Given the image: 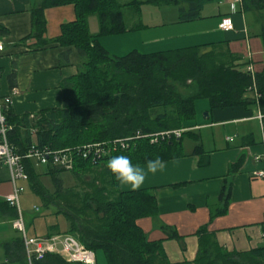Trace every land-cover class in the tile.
<instances>
[{
	"label": "trees",
	"instance_id": "16d2710c",
	"mask_svg": "<svg viewBox=\"0 0 264 264\" xmlns=\"http://www.w3.org/2000/svg\"><path fill=\"white\" fill-rule=\"evenodd\" d=\"M219 1L42 0L31 10L33 28L27 37L37 38L40 46L50 42L74 46L81 63L75 74L60 82L61 107L18 114L11 104H4L3 112L11 126L7 131L9 142L16 153L24 156L31 146L50 151L69 148L76 152L87 143L111 144L127 139L128 147L112 149L100 159L76 154L72 168L46 163L49 166L46 174L51 177L54 191L46 188L32 159L22 158L26 179L44 207L55 206L56 213L62 214L68 223L67 232L85 247L103 250L109 264H264V245L229 251L213 241L206 228L198 230L199 247L194 260L171 262L161 242L148 240L137 224L138 218L158 212L152 189L118 191V181L105 167L109 158L120 154L127 155L134 164H144L156 157L161 161L178 157L182 154L184 136L190 131L169 138L160 133L184 128L195 116L196 99L208 98L212 107L258 104L264 123V70L252 73L244 69V62H236L240 57L229 56L219 46L206 52H201L199 46H188L114 55L100 43V34L112 35L129 29L124 21L125 7L176 4L179 19L190 21L198 18L204 4ZM241 3L245 11L264 10V0H241ZM63 4H73L75 19L62 24L57 37L47 39L44 9ZM91 13L97 15L98 34L89 30L87 18ZM3 31L0 30L1 35L5 34ZM262 33L264 38V26ZM9 80L14 87L15 63ZM180 86L191 88V93L182 94ZM249 91L255 95H248ZM155 137L157 140L151 141ZM243 161L241 155L231 168L237 170ZM66 170L73 173L75 186L64 187L61 173ZM228 194L229 191H222L220 195L225 203ZM0 206L12 209L17 217V208L5 199ZM52 227L58 228L55 233H60L57 224ZM14 244L25 248L22 238ZM60 256L46 252L41 259L33 257L32 263L42 264L51 259L76 264Z\"/></svg>",
	"mask_w": 264,
	"mask_h": 264
},
{
	"label": "crops",
	"instance_id": "0c3cea01",
	"mask_svg": "<svg viewBox=\"0 0 264 264\" xmlns=\"http://www.w3.org/2000/svg\"><path fill=\"white\" fill-rule=\"evenodd\" d=\"M41 1L0 0V30L5 33L2 35L5 48L0 51L1 95L2 101L5 96H11L12 108L18 114L61 107L60 82L75 74L81 63L74 46L57 42L40 46L37 38L27 37L33 28L31 10ZM162 6L167 5L144 3L138 8L135 5L125 7L124 20L131 21L126 24L129 29L105 35L99 39L100 43L114 55H124L132 50L150 53L188 46H199L201 52H206L219 46L229 56L240 57L236 62H244V69L252 73L264 70V10L245 11L242 3L232 10L228 0H221L204 4L198 18L182 21L178 16V5L177 10L171 9L168 20L164 19L166 9H161ZM44 16V37L53 39L61 33L62 24L75 19L76 12L72 4H63L45 8ZM223 16L232 18L231 30L220 28ZM128 36L138 37V42L124 50V54L109 50L104 41L105 38ZM14 63L16 85L12 87L9 76ZM247 94L254 96L255 92ZM200 99L207 102L201 103ZM200 99L194 101V118L183 128L190 133L188 140L182 141V154L162 161V170L147 174L138 188L152 189L158 212L138 218L137 224L148 240L161 242L171 262L196 258L201 228H206L213 241L229 251H246L264 245V176L255 175V171L264 170L262 112L254 103L212 107L208 98ZM241 155L244 157L242 165L237 170L232 169L231 165ZM32 161L43 183V177L49 176L50 185H44L54 191L51 177L46 174L49 166L35 159ZM61 177L63 179V172ZM73 179L74 183L68 185L63 180L64 187L75 186ZM24 182H27L29 193L21 192L19 210L25 222L26 236L68 233L65 217L56 213L57 208L53 205L44 207L27 179L16 181L21 186ZM117 189L121 192L132 190L119 182ZM12 190L10 169L0 162V202ZM222 191H229L226 203L220 199ZM14 215L12 209L0 206V264H33L26 249L14 244L20 238L24 241L22 232L12 224ZM55 224L62 232L55 233L59 232L58 228L52 227ZM95 256L96 264H109L103 250L96 249ZM42 264L63 263L49 259Z\"/></svg>",
	"mask_w": 264,
	"mask_h": 264
},
{
	"label": "built area",
	"instance_id": "2783aa9c",
	"mask_svg": "<svg viewBox=\"0 0 264 264\" xmlns=\"http://www.w3.org/2000/svg\"><path fill=\"white\" fill-rule=\"evenodd\" d=\"M232 10L235 9L236 4L241 3V0H228ZM220 28L223 30H231L233 28V21L230 16H223L221 18ZM5 48L4 37L0 34V51ZM1 71H0V84H1ZM13 93H16V89L12 88ZM11 96H5L2 101L1 85H0V162L6 164L11 173V179L13 182V190L6 195L4 199L12 206H15L18 211V216L13 220L12 224L24 236L25 249L28 258L32 261L35 259H41L46 252L58 253L63 256L68 262L80 263V264H96L95 251L93 249L85 247L75 236L72 234H53L51 236L44 237H28L26 236V227L23 221L22 215L19 210V195L23 191V186L18 185L16 181L18 179H26V171L22 158L29 157L35 159L40 164H46L51 162L64 166L66 168H72L74 165L75 155H81L83 158L92 157L93 160L100 159L108 155L112 149L117 147L126 148L129 146L127 139H118L109 144L107 142L99 143H87L80 148L76 149H60L57 151H50L48 149H39L35 146H31L28 152L23 156L14 151V147L9 142L7 131L11 128L8 124L5 114L3 112L4 104H11ZM260 117H262L260 115ZM264 129V124L262 126ZM185 129H174L170 131L161 132L162 137H169L172 134L176 137H180ZM157 138H152L151 141H156ZM256 176H264V170L255 171Z\"/></svg>",
	"mask_w": 264,
	"mask_h": 264
},
{
	"label": "clouds",
	"instance_id": "9594fccd",
	"mask_svg": "<svg viewBox=\"0 0 264 264\" xmlns=\"http://www.w3.org/2000/svg\"><path fill=\"white\" fill-rule=\"evenodd\" d=\"M105 167L121 185L136 190L144 183L147 174H155L162 170L163 163L159 157H156L146 160L141 166L134 164L127 155L120 154L109 158Z\"/></svg>",
	"mask_w": 264,
	"mask_h": 264
},
{
	"label": "rangeland",
	"instance_id": "374dc122",
	"mask_svg": "<svg viewBox=\"0 0 264 264\" xmlns=\"http://www.w3.org/2000/svg\"><path fill=\"white\" fill-rule=\"evenodd\" d=\"M161 9H166V12H164L165 13L164 14V19L168 20V18L171 16V13H170L171 9L177 10L178 7L176 5H169V6L167 5V6H162ZM168 9H170V10H168ZM137 11L139 12L140 10L137 9ZM139 13H141V12H139ZM87 20H88V26H89L90 32L94 33V34H98L100 30H99V23H98L97 15L91 13V14L88 15ZM125 23L126 24H131V21L130 20H126ZM105 35H110V34H100L99 39H101L103 37H106ZM139 40L141 41L142 39L140 38ZM104 41L108 44L107 48H109V50H115V51L120 52V54L121 53L124 54L123 53L124 50L127 51L130 48L129 46H131L132 44L138 42V37L128 36L126 38H123V37L119 38L118 37V39L117 38H105ZM178 89L184 95L191 93V88L189 89V88H185V87H181L180 86V87H178ZM198 101H201V103H204L202 101L207 102V100H202V99H200ZM202 114H204V112H202ZM187 140H188V137H187V135H185L184 136V142L187 141ZM73 178H74L73 173L70 170H66V171L63 172V180H64L65 184L68 185V184H72V182L74 183V179ZM23 180H25V179H23ZM43 181L47 185L48 184L50 185V183H51L49 176H44L43 177ZM22 186H23L24 194L25 195L28 194L29 193V188L27 186V182L26 183L24 182V185H22ZM20 195H21V193H20Z\"/></svg>",
	"mask_w": 264,
	"mask_h": 264
},
{
	"label": "bare ground",
	"instance_id": "6f19581e",
	"mask_svg": "<svg viewBox=\"0 0 264 264\" xmlns=\"http://www.w3.org/2000/svg\"><path fill=\"white\" fill-rule=\"evenodd\" d=\"M169 138V137H168ZM98 142V141H97ZM154 143V142H153Z\"/></svg>",
	"mask_w": 264,
	"mask_h": 264
}]
</instances>
